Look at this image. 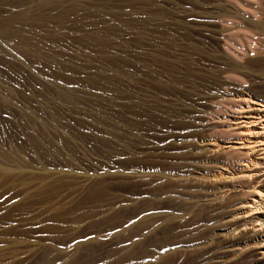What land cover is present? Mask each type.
<instances>
[{"label":"rangeland","instance_id":"374dc122","mask_svg":"<svg viewBox=\"0 0 264 264\" xmlns=\"http://www.w3.org/2000/svg\"><path fill=\"white\" fill-rule=\"evenodd\" d=\"M244 100L264 0H0V264H258Z\"/></svg>","mask_w":264,"mask_h":264},{"label":"bare ground","instance_id":"6f19581e","mask_svg":"<svg viewBox=\"0 0 264 264\" xmlns=\"http://www.w3.org/2000/svg\"><path fill=\"white\" fill-rule=\"evenodd\" d=\"M240 108L234 125L236 141L222 147L238 154L240 166L235 180L260 184L251 190L240 189L245 198L232 211L236 230L249 231L251 241L245 246L260 251V257L251 262L260 264L264 260V103L244 100Z\"/></svg>","mask_w":264,"mask_h":264}]
</instances>
